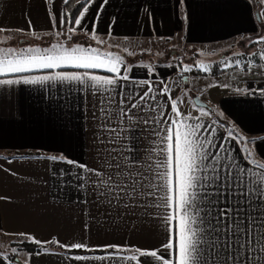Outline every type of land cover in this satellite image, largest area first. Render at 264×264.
<instances>
[{"label":"crops","instance_id":"1","mask_svg":"<svg viewBox=\"0 0 264 264\" xmlns=\"http://www.w3.org/2000/svg\"><path fill=\"white\" fill-rule=\"evenodd\" d=\"M100 2L97 0V3ZM64 6L61 0H56V7L63 13ZM50 7L46 0H0V28L24 30L0 33V41H5L0 43V48H46L58 42L70 45L75 41L86 47L113 52L123 57L128 69L123 74L129 79L118 80L119 87L108 95L116 97L118 101V92L143 94L151 87L159 101V109L164 111H170V102L166 103L168 96H161L159 92L166 90L179 100L175 88L170 92L168 87L176 86L173 79L182 76L179 67L185 66L179 61L173 63L174 67L171 66L169 70L165 66L171 62V55L160 60V51L145 45L133 50L131 44L174 43L178 40V46H185L189 52L199 56L205 53L201 48L207 44L231 39L232 42L264 33V14L256 16V19L249 0H185L183 5L179 4V0H109L98 18L97 8L93 6L83 26L77 28L71 38L66 27H53L48 16ZM261 12L264 13V5ZM185 15L187 20L184 19ZM94 26L95 39L92 38ZM207 53H215V50ZM142 54H148L149 57ZM243 54L228 57L241 61V67L232 64L231 67L220 65L217 68L216 64L227 58L215 62V59L205 57L208 59L205 65L209 69L205 72L209 75L215 72V76H220L222 72L230 70V73L237 68L241 73L248 63L252 64L253 70L264 62L259 52L254 56L251 51L250 54ZM191 69L189 79L197 83L201 70ZM47 74L50 73L45 71L29 75ZM92 74L111 75L102 71H94ZM180 78L185 81L184 76ZM254 79L228 77L215 94L210 110L212 114L219 113L221 117L218 118L222 121L214 120L211 115L209 118L201 116L199 122L214 128L211 136L215 145L211 149L213 153L220 149V145H224L234 165L244 169L252 167L254 172H259L261 169L254 167L251 162L254 161L255 165L264 164V92L259 91L264 89V77ZM92 91L76 82L0 86V197L9 198L0 200V247L32 243L29 237L48 242L33 243L43 247V250L21 251L23 256L19 257H13L9 251L0 248V264H17L12 258L20 264H138L136 260L96 259L108 256L109 253L103 251L105 245L123 246L122 251L109 250L117 258L138 255L137 249H159V254L168 256V251L160 247L167 235L166 224L162 219L146 217L144 209L139 207H120L106 211L105 207L92 202L90 195L85 196L76 188L74 176L81 170L68 164L67 160L95 168L99 164L97 157L105 155L104 152H98V149H121L126 146L132 147L133 153L123 151L115 155L135 154L144 157L149 154V149L156 147L153 141L159 138L153 131L157 126L154 123L145 124L142 119L155 113L133 109L136 118L129 120L125 117L122 121L119 118L111 121L110 127L119 131L103 133L106 142L100 144L97 138L99 122L93 117V112L98 113L99 99L103 97L94 96ZM224 126L236 138L230 137V132ZM109 135L115 138V143H107ZM249 153L252 155L249 156ZM61 154L65 161L53 162L47 159L48 156ZM9 160L12 162L8 163ZM62 169L65 170L64 181H71L64 187H61L63 182L60 179ZM68 170H71L70 174ZM214 187L208 191H213ZM85 198L89 200L88 203L81 202ZM212 199L217 197L213 196ZM148 211L159 216L166 214L164 208L152 207ZM19 233L27 236L17 235ZM73 243L87 244L91 250H67L60 247ZM70 251L80 252L70 254ZM75 256L88 259L77 261L72 259ZM139 260L147 264H159L151 257H139Z\"/></svg>","mask_w":264,"mask_h":264},{"label":"snow or ice","instance_id":"2","mask_svg":"<svg viewBox=\"0 0 264 264\" xmlns=\"http://www.w3.org/2000/svg\"><path fill=\"white\" fill-rule=\"evenodd\" d=\"M70 2L71 0H61L62 5ZM184 2L185 0H179L180 5ZM259 2L264 5V0ZM46 3L51 5L48 16L53 27H66L71 38V34H75L77 28L83 26L90 9L93 6L97 8L98 18L109 0H101L100 3L97 0H77L82 10H78V14H73L71 18L56 7V0H46ZM262 14L264 13H257L258 16ZM184 19L187 20L186 15ZM29 27H32L30 21ZM7 31L24 30L0 28V33ZM92 38L95 39V26ZM256 42L264 43V36H260ZM260 59L264 60V52ZM233 63L236 67H241V61ZM231 66V63L225 65L226 68ZM196 67L201 71L209 70L205 64ZM61 69L81 71L66 72L60 71ZM251 69V63L243 68L244 71ZM127 70L120 55L76 44L75 41L70 45L58 42L46 48H0V86L76 82L92 89L94 96L103 97L99 99L98 113L93 112V117L99 122L97 138L102 145L106 142L103 133L119 131L110 127L111 121L118 118L122 121L125 117L135 119L133 109L155 113L142 117L145 124L154 123L157 126L153 131L159 137L153 141L156 147L149 149L147 156L115 155L123 151L133 153L134 149L126 146L121 149H98V152H104L105 155L97 157L99 164L95 168L72 160L66 162L81 170L74 176L76 188L85 196L90 195L92 202L105 207L106 211L120 207H139L144 209L146 217L162 219L166 224L167 235L160 247L168 251V256L159 254V249H137L138 255L117 258L109 250L122 251L123 246L105 245L103 251L109 253L108 256L96 259L136 260L138 264H147L146 261L139 260V257L154 258L159 264H264V164L255 165L254 161L251 162L254 167L261 169L259 172H254L252 167L240 168L232 163L224 145H220V149L213 153L211 149L215 145L211 136L214 128L199 122L200 117L208 113L203 109L200 110V116L184 113L178 106V100L166 90L160 91L159 95L168 96L166 103L170 102V111L159 109V101L153 95L151 87L143 94L118 92V101L116 97L108 95L119 87L118 80L129 79L123 74ZM191 70L189 66L183 69L185 72ZM45 71L50 74L29 75ZM94 71L111 75H95L92 74ZM259 91L264 92V89ZM229 136H234V133L230 131ZM115 142V138L109 135L107 143ZM47 159L53 162L65 161L62 154L48 156ZM64 172L62 169L61 187L71 183L64 181ZM213 186L214 190L208 191ZM213 196L217 199L213 200ZM7 199L9 198L0 197V200ZM81 202L88 203L89 200L85 198ZM152 207L164 208L166 214L159 216L149 212L148 209ZM17 235L27 236L25 233ZM29 240L37 244L48 243L37 241L34 237H29ZM57 243L59 244L58 241ZM60 247L67 250H91L84 243ZM72 259L80 261L88 258L75 256Z\"/></svg>","mask_w":264,"mask_h":264},{"label":"rangeland","instance_id":"3","mask_svg":"<svg viewBox=\"0 0 264 264\" xmlns=\"http://www.w3.org/2000/svg\"><path fill=\"white\" fill-rule=\"evenodd\" d=\"M252 3V6L255 10V17L258 16L257 13L261 12L263 5L260 4L259 0H249ZM259 17V16H258ZM257 19V17H256ZM260 36H264V33H258L256 35L250 36V37H245L244 38H239L238 40L235 39L231 42V40L228 41H223V42H219V43H215V44H207L206 47H202L201 49H203L202 51L205 53H202L201 55H195L192 52H189L187 49H185L181 46H178L177 44L179 43L178 40L171 42V43H167V42H147V43H135V44H131V47L133 50H137L140 49V46L145 45L146 47H150V48H154L158 51H160L159 53L160 56H162V58L160 60H164L166 59L169 55L172 56V60L170 63L167 64V66H165L167 69L171 70V66L174 67V65H172L173 63H179L181 65L184 66H189L190 68H196V65L199 64H206V61H208V59H206L205 57H208L210 59H215V62H218L219 59L221 58H227L226 60H222L221 62H218L217 68H220L221 66H225L227 64H234V60L233 58L228 59V57H230V55L237 54L239 52H243L248 54H251L254 52H259L262 54V52H264V43H258L256 42L258 40V38ZM243 39V40H242ZM245 39V40H244ZM132 45H135L134 47ZM178 46V47H177ZM204 46V45H203ZM214 49L215 53L209 54L207 53L208 51ZM143 56H148V54H142ZM141 55V56H142ZM158 55V54H155ZM159 56V55H158ZM133 57V56H130ZM217 59V60H216ZM264 62H262V64H259V66L253 68V70L251 69V71H243L240 73V70H238L237 68H235L234 70H231L230 73H228V71L226 72H222L220 74V76H215V72H213V75H209V73L207 74L205 71H200V78L197 79V83L190 81V76L192 73L191 71L185 72L183 71L184 68H182V66L179 67V69L181 70V75L185 77V81L183 82L182 79L180 77L182 76H176L177 79H173V81L175 82L176 86H169L168 89L170 90V92H172V88H175V91H177V93L179 94V100H178V106L181 108V110L186 113V114H190L191 116H200V110L203 109L205 112L208 113V115H206L205 117L209 118L212 116V118H214V120H218V122H221L222 119L218 118L221 117L219 113L215 112L214 114H212L210 112L211 110V105H213L212 100H214V96L217 93V91L221 88V85H224L227 82V78L228 77H232V76H241V77H249V78H253L255 77L254 80L256 79H260L262 76L264 77ZM221 65V66H220ZM232 73V74H231ZM209 75V78H207V76ZM232 75V76H231ZM189 80V81H188ZM175 95H178V94ZM198 97L201 101H203L204 103H206L209 106V109L206 108H198L197 106L194 105L193 99L195 98V96ZM216 115V116H215ZM226 131L229 133L230 131L228 130V127L224 126ZM235 137V136H234ZM236 138V137H235ZM17 242L14 241V244ZM28 243H20V244H15L12 247H9V245L6 246H1L0 248L5 249L6 251H9V253H11V255H13V257H19V256H23V254H21V251H26V246ZM16 251H13V250ZM15 261V259H14Z\"/></svg>","mask_w":264,"mask_h":264},{"label":"trees","instance_id":"4","mask_svg":"<svg viewBox=\"0 0 264 264\" xmlns=\"http://www.w3.org/2000/svg\"><path fill=\"white\" fill-rule=\"evenodd\" d=\"M78 10H82L80 9V4L77 3V0H71L70 4L65 5L64 6V13L71 18V16L73 14H78ZM26 246V251L27 252H39L41 250H43V247L33 244V243H29ZM80 251H70V254H75V253H79ZM15 258H12L11 260L14 261Z\"/></svg>","mask_w":264,"mask_h":264},{"label":"water","instance_id":"5","mask_svg":"<svg viewBox=\"0 0 264 264\" xmlns=\"http://www.w3.org/2000/svg\"><path fill=\"white\" fill-rule=\"evenodd\" d=\"M193 102L197 107L209 109V106L203 101H201L198 97H195L193 99ZM15 263L20 264V262L17 259H15Z\"/></svg>","mask_w":264,"mask_h":264}]
</instances>
